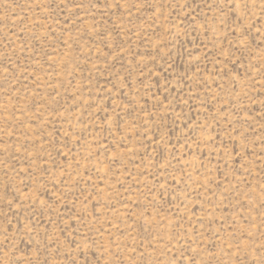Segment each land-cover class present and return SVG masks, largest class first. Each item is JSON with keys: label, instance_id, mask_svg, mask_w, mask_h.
I'll use <instances>...</instances> for the list:
<instances>
[{"label": "rangeland", "instance_id": "obj_1", "mask_svg": "<svg viewBox=\"0 0 264 264\" xmlns=\"http://www.w3.org/2000/svg\"><path fill=\"white\" fill-rule=\"evenodd\" d=\"M0 264H264V0H0Z\"/></svg>", "mask_w": 264, "mask_h": 264}]
</instances>
